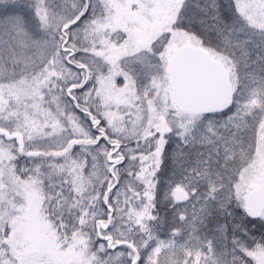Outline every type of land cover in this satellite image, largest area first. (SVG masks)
I'll return each instance as SVG.
<instances>
[{
  "label": "snow or ice",
  "instance_id": "obj_1",
  "mask_svg": "<svg viewBox=\"0 0 264 264\" xmlns=\"http://www.w3.org/2000/svg\"><path fill=\"white\" fill-rule=\"evenodd\" d=\"M0 264H264V0H0Z\"/></svg>",
  "mask_w": 264,
  "mask_h": 264
},
{
  "label": "trees",
  "instance_id": "obj_2",
  "mask_svg": "<svg viewBox=\"0 0 264 264\" xmlns=\"http://www.w3.org/2000/svg\"><path fill=\"white\" fill-rule=\"evenodd\" d=\"M225 2H226V0H225Z\"/></svg>",
  "mask_w": 264,
  "mask_h": 264
}]
</instances>
